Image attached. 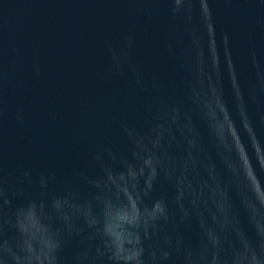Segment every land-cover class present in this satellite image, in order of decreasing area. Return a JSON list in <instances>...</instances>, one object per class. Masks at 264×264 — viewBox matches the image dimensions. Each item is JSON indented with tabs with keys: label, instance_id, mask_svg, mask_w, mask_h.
Wrapping results in <instances>:
<instances>
[{
	"label": "water",
	"instance_id": "1",
	"mask_svg": "<svg viewBox=\"0 0 264 264\" xmlns=\"http://www.w3.org/2000/svg\"><path fill=\"white\" fill-rule=\"evenodd\" d=\"M0 264H264V0H0Z\"/></svg>",
	"mask_w": 264,
	"mask_h": 264
}]
</instances>
